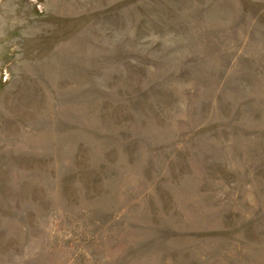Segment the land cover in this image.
<instances>
[{
  "label": "rangeland",
  "instance_id": "374dc122",
  "mask_svg": "<svg viewBox=\"0 0 264 264\" xmlns=\"http://www.w3.org/2000/svg\"><path fill=\"white\" fill-rule=\"evenodd\" d=\"M0 264H264V0H0Z\"/></svg>",
  "mask_w": 264,
  "mask_h": 264
}]
</instances>
